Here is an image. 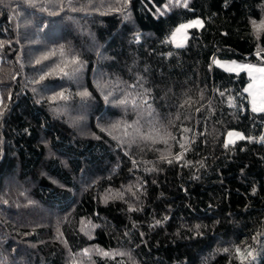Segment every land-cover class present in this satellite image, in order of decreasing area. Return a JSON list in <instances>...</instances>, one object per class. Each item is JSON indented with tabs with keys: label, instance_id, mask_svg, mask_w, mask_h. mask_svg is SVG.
I'll list each match as a JSON object with an SVG mask.
<instances>
[{
	"label": "trees",
	"instance_id": "16d2710c",
	"mask_svg": "<svg viewBox=\"0 0 264 264\" xmlns=\"http://www.w3.org/2000/svg\"><path fill=\"white\" fill-rule=\"evenodd\" d=\"M73 6L0 0V264H264V0Z\"/></svg>",
	"mask_w": 264,
	"mask_h": 264
},
{
	"label": "snow or ice",
	"instance_id": "6c2138e0",
	"mask_svg": "<svg viewBox=\"0 0 264 264\" xmlns=\"http://www.w3.org/2000/svg\"><path fill=\"white\" fill-rule=\"evenodd\" d=\"M127 2H130V0H127ZM175 5L180 7H184V8H187L188 7V0H175ZM67 6H68V10L72 11V12H76V11H80V10H83V7L82 6L81 8H76L73 6V0H67ZM61 7V10L64 9V4L61 3L60 5ZM165 8H168V5H164ZM116 11H119V9H116ZM53 15H55L56 13H52ZM163 14V13H161ZM253 25L255 26L256 22L253 21L252 22ZM204 25V22L200 19H194V20H191L189 21L187 24H181L177 29H176V32H180L182 29H187V28H202ZM262 27H264V22H262L261 24ZM172 39L175 40V33H173V36H172ZM185 40H187V37L185 36ZM177 47H183V44H178ZM53 55H55V53H53ZM257 56H260V53L258 52L257 53ZM47 59V57L45 58ZM78 61V58L77 60H74L72 61L73 63H77ZM37 63H40V61H37ZM242 68H245L248 70L249 72V75L252 74L253 71L257 72L260 74L259 76V86H260V90H259V102H258V98H257V94L255 92H252V89L256 86V79L254 78L253 79V83H250L248 85V87L245 89L246 92H249L250 95H252V111L253 112H264V67H260V68H256L255 66H252V65H243L241 66ZM61 71H63V69H61ZM65 75H67V73L65 72L64 73ZM45 77L41 76V80H43ZM61 99H65L64 97V94L63 93H58L57 94ZM79 95L81 97H85V96H89L91 95L90 93L88 92H81L79 93ZM52 99H56V97H53ZM105 99L107 100V97H105ZM2 98H0V103H2ZM129 103V101L127 100H120L119 101V104L121 105H125ZM131 103H133V105H135V101H132ZM145 103H147V101H145ZM115 127V125H114ZM185 131H188L187 129H185ZM234 134L232 132H229L228 133V136L231 138ZM238 136L239 139H251V138H248V137H244L242 133H238V134H235ZM151 137L149 136H145L144 139H150ZM174 139V138H173ZM261 140L264 141V137H261ZM165 143H167V141H165ZM228 143H234V141H232L231 139L228 141ZM228 143H225V147H228ZM184 145H181V148H183ZM177 160H180L182 159V154L177 156L176 157ZM172 161L169 160V163H171ZM159 223V222H157ZM199 227V226H197ZM87 249L84 250L85 253H87ZM224 251H228V249H224ZM236 253L238 254L239 258L241 259V261L245 260L247 257L244 255L243 252H241V249L240 248H236L235 249ZM102 255L104 256H109L110 253L108 252H103ZM120 255H123L122 253ZM248 256H252V253L251 252H248L247 254ZM254 259V257H253Z\"/></svg>",
	"mask_w": 264,
	"mask_h": 264
},
{
	"label": "rangeland",
	"instance_id": "374dc122",
	"mask_svg": "<svg viewBox=\"0 0 264 264\" xmlns=\"http://www.w3.org/2000/svg\"><path fill=\"white\" fill-rule=\"evenodd\" d=\"M194 19H200L202 20L200 17H196V18H193L191 20H194ZM191 20H188L186 22H183L181 24H187L189 21ZM203 21V20H202ZM179 24L175 29L174 31L172 32L171 36H170V40L171 42L177 46L178 44H183L185 45L187 40H185V36L187 37L188 39V30L190 28H187V29H182L180 32H176V29L181 25ZM173 33H175V40L172 39V36H173ZM215 64L219 67H221L222 69L224 70H227V71H233V72H240V71H246L248 76L250 77V81L249 83L247 84L246 88L248 87V85L250 83H253V79L255 78L256 79V86L252 89V92H255L257 94V98H258V102H259V90H260V86H259V76L260 74L253 71L251 75H249V72L247 69L245 68H242L241 66L243 65H252V66H255L256 68H260V67H264V65H256V64H250V63H245V62H241V61H237V60H226V59H219V58H216L215 59ZM245 88V89H246ZM248 95H249V100H250V106L252 108V95H250L249 92H247ZM229 132H232L234 135L230 138L227 134V137H226V141L228 142L230 139L232 141H235L238 139V136L235 135V134H238V133H242L240 131H236V130H231ZM228 132V133H229ZM243 134V133H242ZM244 136V135H243Z\"/></svg>",
	"mask_w": 264,
	"mask_h": 264
},
{
	"label": "crops",
	"instance_id": "0c3cea01",
	"mask_svg": "<svg viewBox=\"0 0 264 264\" xmlns=\"http://www.w3.org/2000/svg\"><path fill=\"white\" fill-rule=\"evenodd\" d=\"M227 71V70H226ZM230 72H233V71H230ZM236 72V71H235Z\"/></svg>",
	"mask_w": 264,
	"mask_h": 264
}]
</instances>
